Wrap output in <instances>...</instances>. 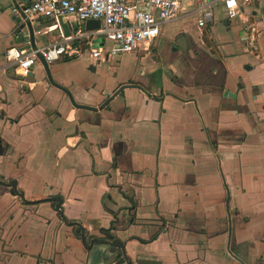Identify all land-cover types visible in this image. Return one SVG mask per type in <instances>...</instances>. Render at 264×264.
Wrapping results in <instances>:
<instances>
[{
  "label": "crops",
  "instance_id": "0c3cea01",
  "mask_svg": "<svg viewBox=\"0 0 264 264\" xmlns=\"http://www.w3.org/2000/svg\"><path fill=\"white\" fill-rule=\"evenodd\" d=\"M31 1L0 0V264H119L117 248H85L73 222L87 243L113 225L108 233L130 264H264V35L256 31L264 20L256 10L244 7L246 34L235 43L207 33L205 45L200 30L163 37L162 28L151 51L136 50L139 63L100 88L70 80L77 57L37 61L29 77L6 62L5 49L18 45L10 7ZM57 38L36 35L31 47ZM187 42L190 50L172 48ZM12 179L30 202L10 193Z\"/></svg>",
  "mask_w": 264,
  "mask_h": 264
},
{
  "label": "built area",
  "instance_id": "2783aa9c",
  "mask_svg": "<svg viewBox=\"0 0 264 264\" xmlns=\"http://www.w3.org/2000/svg\"><path fill=\"white\" fill-rule=\"evenodd\" d=\"M256 0H33L25 5L12 4L10 11L21 21L44 19L35 27L36 35L54 31L57 40L37 48L10 45L4 59L21 77L42 61L50 64L63 57L87 54L92 60L130 53L145 45L150 47L163 26L180 15L197 14L196 27L201 31L221 12L227 20L236 18L244 7ZM98 27L86 29L87 20ZM42 58V60H41Z\"/></svg>",
  "mask_w": 264,
  "mask_h": 264
},
{
  "label": "rangeland",
  "instance_id": "374dc122",
  "mask_svg": "<svg viewBox=\"0 0 264 264\" xmlns=\"http://www.w3.org/2000/svg\"><path fill=\"white\" fill-rule=\"evenodd\" d=\"M263 9H264V0H256L255 3L248 5L247 9L245 10V13H247V10L250 11L256 10V13L254 14L255 19L263 22L264 20ZM242 14L243 13H241L235 19H232L229 23L224 19L221 12L217 13V11H215V18L213 22L210 23L211 31L204 29L203 31L204 35L209 33L214 38L223 39L219 41L235 43V41L239 37L246 34V32L243 29L245 24L242 22V19L239 18L240 16H242ZM197 17H198L197 14L180 15L174 21L164 25L162 29L163 37L172 35L173 33H175L180 29H184L186 31L184 32L186 35L189 34L190 32L192 34L195 33V35L198 34L199 29L196 27ZM261 27L256 28V31L259 29V33H261V35H264V26ZM247 30H248L247 32L250 31L249 29ZM212 43L214 44V42ZM156 44H157V40L150 47H146V49L151 51L153 47L156 46ZM206 44L208 46L211 45L208 40ZM141 48L142 49L145 48V45L141 46ZM137 55L142 57L143 53L140 52L138 53L137 51H133L130 53L119 54L117 56H114L113 59H110L109 61H104V63L102 64L92 65L87 54H82L79 57H77L78 59L75 62L72 63L73 67H70L71 68L70 80L76 83V81L78 82L81 79L82 81L85 82L96 83L97 86L102 88L107 85L109 79L116 76L115 72H117V76H118L121 71L129 70L131 66L134 65L136 62L139 63L138 60L139 57H137V60H135ZM143 62L144 61L142 60L141 63ZM37 65L38 63H36L33 66V68H35V70H37V73H39L40 68ZM92 66L96 67V71L92 70L91 68ZM34 78L38 79L39 76H37L36 74ZM34 78L32 77L28 80H33Z\"/></svg>",
  "mask_w": 264,
  "mask_h": 264
},
{
  "label": "water",
  "instance_id": "95a60500",
  "mask_svg": "<svg viewBox=\"0 0 264 264\" xmlns=\"http://www.w3.org/2000/svg\"><path fill=\"white\" fill-rule=\"evenodd\" d=\"M13 4L18 6V4L16 2ZM263 14H264V9H263ZM11 16H12V19L15 21V26H14L13 31H12V43L11 44H18V45L25 47V48H29L30 46H34L35 41H36V36H35L36 28L29 21H26V22L21 21V19L18 16L14 15L12 12H11ZM96 27H98V21L97 20L89 19L85 23L86 29H92V28H96ZM41 60H42V58H41ZM44 65L46 67L45 63H44ZM48 76H49V74H48ZM27 77H29V76H27ZM29 84L30 83H27V85H29ZM123 86H129V85L127 84V85H123ZM123 86H120L118 89H116L109 98L118 94ZM133 86H138L140 89H143L139 85H133ZM225 94L228 95L230 93L228 91H226ZM235 96L236 95L233 94V97H235ZM108 100L109 99H106L101 104V107H104L106 105V103L108 102ZM7 185L10 187V193L11 194L18 195L22 200L26 201L24 199L23 194L20 191H18L17 182L15 179L10 180L7 183ZM54 200L56 201L54 208L62 216V211L60 209V204H61L62 200L58 196L54 197ZM26 202H30V201H26ZM69 223L71 224V222H69ZM73 224L75 225V227H76L75 231L80 236L81 243L83 244V246L85 248H87V249L91 248L93 242L106 244L111 249H116V248L119 249V252H120L119 255H121L125 259L126 264H130V260H129L127 254L125 253L124 245L121 241L115 240V239L94 237L87 243L85 231H84V227H83L82 223L73 222Z\"/></svg>",
  "mask_w": 264,
  "mask_h": 264
},
{
  "label": "flooded vegetation",
  "instance_id": "af4514ba",
  "mask_svg": "<svg viewBox=\"0 0 264 264\" xmlns=\"http://www.w3.org/2000/svg\"><path fill=\"white\" fill-rule=\"evenodd\" d=\"M200 33H201V39H202V41H203V44H205L206 45V35H204V32L203 31H200ZM177 37L179 38H181V37H183V38H187L188 37V35H186L185 33H183V32H180V33H178L177 34ZM189 39V38H188ZM190 41H191V39H190ZM180 46H183V48H186V50H190L191 48H192V46H191V44H190V42H187V44H185V45H179L178 43H176V44H174L173 45V47L172 48H174V49H180ZM49 78H50V76H48ZM51 79V78H50ZM56 202V201H55ZM55 205V204H54ZM108 229V228H107ZM106 238V237H105ZM121 255H119V257H120ZM121 260L122 261H120L119 262V264H126V262H125V259L123 258H121Z\"/></svg>",
  "mask_w": 264,
  "mask_h": 264
},
{
  "label": "trees",
  "instance_id": "16d2710c",
  "mask_svg": "<svg viewBox=\"0 0 264 264\" xmlns=\"http://www.w3.org/2000/svg\"><path fill=\"white\" fill-rule=\"evenodd\" d=\"M113 214V216L115 217V213L112 211L111 212ZM110 229H113V225H111L108 229H105V228H101L100 229V232L103 233V235L108 238V239H113V237L111 235H109L108 231ZM119 257V256H118ZM122 261V260H121Z\"/></svg>",
  "mask_w": 264,
  "mask_h": 264
}]
</instances>
